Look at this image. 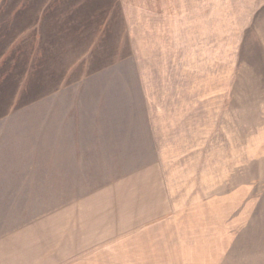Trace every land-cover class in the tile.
<instances>
[{
  "label": "crops",
  "instance_id": "0c3cea01",
  "mask_svg": "<svg viewBox=\"0 0 264 264\" xmlns=\"http://www.w3.org/2000/svg\"><path fill=\"white\" fill-rule=\"evenodd\" d=\"M132 54L123 0H0V264H247L227 237L214 253L210 220L198 243L156 161L103 165L138 140L102 83Z\"/></svg>",
  "mask_w": 264,
  "mask_h": 264
},
{
  "label": "rangeland",
  "instance_id": "374dc122",
  "mask_svg": "<svg viewBox=\"0 0 264 264\" xmlns=\"http://www.w3.org/2000/svg\"><path fill=\"white\" fill-rule=\"evenodd\" d=\"M123 6L133 54L102 83L131 103L138 140L118 148L137 152L103 165L156 161L171 206L192 210L183 224L198 243L209 246L211 229L214 253L227 237L225 255H234L236 241L253 264L264 249V0H123ZM118 172L103 170L95 181Z\"/></svg>",
  "mask_w": 264,
  "mask_h": 264
},
{
  "label": "trees",
  "instance_id": "16d2710c",
  "mask_svg": "<svg viewBox=\"0 0 264 264\" xmlns=\"http://www.w3.org/2000/svg\"><path fill=\"white\" fill-rule=\"evenodd\" d=\"M108 169H110L111 171H113V172H115L116 170H119V172L116 174H114L113 175V178H117V177H119V176H121V175H124V174H127V173H129V172H131L133 169H128V168H101V169H97V170H95V172L96 173H98L99 171H108ZM98 185H96V186H94V187H97Z\"/></svg>",
  "mask_w": 264,
  "mask_h": 264
}]
</instances>
